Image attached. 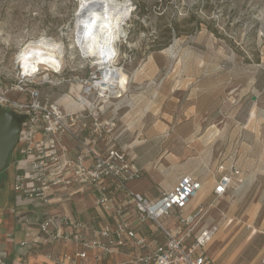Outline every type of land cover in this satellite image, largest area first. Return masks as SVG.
<instances>
[{"label": "built area", "instance_id": "1", "mask_svg": "<svg viewBox=\"0 0 264 264\" xmlns=\"http://www.w3.org/2000/svg\"><path fill=\"white\" fill-rule=\"evenodd\" d=\"M80 12L76 11L73 21L61 28L63 36H69L66 43L47 34L26 40L14 53L10 69L0 72V110L20 118L21 131L13 160L14 193L24 201H37L44 206L60 190H68L69 196L93 193L95 206L118 217L114 227L95 231L93 240H86L82 234L66 233L68 229L88 231L87 224L63 214L45 217L40 229L49 240H75L84 248L74 254H51L49 259L53 264H84L87 249L99 250L104 258L126 248L128 258L118 264H215L208 248L222 224L210 220V212L234 187L240 170L233 164L228 171L221 164L222 175L213 191V203L188 214L186 208L203 189L202 182L193 176H182L155 199L132 190L130 184L143 178L142 170L115 145L105 153L98 146L117 129L114 120L104 119L109 105L130 90L132 75L120 63L121 48L128 39V21L134 11L121 28L114 25L106 29L99 44L104 45V51L100 50L99 56L80 46L83 28ZM88 16L86 13L85 17ZM111 40L114 41L108 43ZM75 48L79 67L73 61ZM50 55L51 61L43 60ZM105 56L127 74L126 87L118 83L115 89H109L113 86L112 79L117 81L119 74L112 78L106 73L104 64L99 63V58ZM95 66L96 70L88 74ZM78 70L84 73L74 74ZM47 89L54 92L53 96ZM65 97L71 109L62 103ZM66 140L75 142L73 154ZM120 194L125 198L121 204L116 202ZM129 206L135 208L138 223L154 226L152 234L138 235L127 217ZM169 218L174 219V225L165 223ZM258 262L264 264V251Z\"/></svg>", "mask_w": 264, "mask_h": 264}, {"label": "crops", "instance_id": "2", "mask_svg": "<svg viewBox=\"0 0 264 264\" xmlns=\"http://www.w3.org/2000/svg\"><path fill=\"white\" fill-rule=\"evenodd\" d=\"M132 81L134 84L128 94L110 104L104 115L105 120L117 123V129L99 143V151L105 153L112 145L125 151L128 158L142 170L143 178L140 181L150 183L141 188L137 181L131 183L130 187L150 199L170 190L182 176L190 175L201 181L203 189L186 208L187 214L213 203V191L222 175L219 166L224 164L229 171L234 164L240 170V175L224 198L233 199L232 205L228 211H220L224 216L220 222L221 230H227L237 220L231 217L232 207L241 206L255 177L260 174L258 164L261 158L264 160V152L260 150L261 144L264 145V137L259 124L254 128L253 150L258 151V158L255 159L258 167L249 170L244 156L236 158L234 155L236 146L241 145L242 148L246 144L243 142L245 138L240 139L234 133V122L229 116L231 108L219 104V98L234 88L235 80L227 74L219 73L209 76L189 75L180 68L170 71L163 78L161 86L155 83L153 76L150 78L142 74H136ZM62 103L71 109L67 101ZM66 144L73 154L75 142L66 140ZM94 199L93 193L69 196L68 190H60L52 194L50 204L44 206L37 201L19 198L12 184L6 188V192L0 190V264H53L49 259L51 254L84 251L75 240H49L41 231L40 224L47 216L68 215L73 220L87 224L90 230L68 229L66 233L72 236L82 234L86 240H93L96 237L95 231L105 226L114 227L118 222V217L113 213L95 206ZM124 199L120 194L116 202L121 204ZM249 209L253 210L249 207L244 215L249 214ZM215 211H218V206L211 210L210 220L216 221ZM127 212L138 235L153 233L155 228L152 224L137 222L133 206H129ZM24 220H28V223H24ZM164 221L167 225L175 224L173 218ZM242 230L233 236H230V231L218 233L215 241L221 244L215 248L217 257H221L231 247ZM102 240L105 241V238ZM128 252L125 248L119 254L101 258L99 250L87 249V258L83 262L118 264L128 258ZM261 254L252 264H259Z\"/></svg>", "mask_w": 264, "mask_h": 264}, {"label": "rangeland", "instance_id": "3", "mask_svg": "<svg viewBox=\"0 0 264 264\" xmlns=\"http://www.w3.org/2000/svg\"><path fill=\"white\" fill-rule=\"evenodd\" d=\"M119 1L129 6L130 2L134 11L128 21V39L121 48L120 63L132 75L131 79L136 74L153 76L161 86L170 71L182 68L189 75L219 73L235 80L234 88L219 98V104L231 108L233 131L240 139L245 138L242 148L236 146L235 157L244 156L249 170L259 166L260 174L241 206L232 207L235 224L220 234L230 231L233 236L243 230L221 257L215 253L221 244L218 241L209 248V254L215 264H252L264 251V160L255 163L258 151H253L257 124L264 137V0ZM78 6V0H0V72L10 69L14 53L26 40L47 34L66 43L69 36H63L61 28L73 21ZM168 41L169 45L165 46ZM77 50L74 49L73 61L79 67ZM133 84L132 81L130 89ZM47 92L53 96L52 90ZM260 150L264 152V145L261 144ZM14 157L15 153L9 156L6 167L0 171L3 193L12 184ZM138 184L139 187L150 185L143 180ZM232 200L227 198L218 204L216 221H222L224 216L220 211H228ZM249 207L253 210L244 215ZM252 232L255 234L248 239Z\"/></svg>", "mask_w": 264, "mask_h": 264}, {"label": "bare ground", "instance_id": "4", "mask_svg": "<svg viewBox=\"0 0 264 264\" xmlns=\"http://www.w3.org/2000/svg\"><path fill=\"white\" fill-rule=\"evenodd\" d=\"M79 4L80 6H78L79 8L76 11H79V9L81 10L79 13L81 20L79 22L83 26L81 31L82 35H80L81 38H79L80 46L84 50L90 51L92 55L99 56L100 50L104 51V45L99 44L106 34V29L114 25L115 27L118 26L121 28L132 12V9L126 2H121L119 0H79ZM85 12L89 14L88 17H85ZM126 35L127 33L124 30L123 36L125 37ZM113 41H108V43ZM50 58L51 55L43 58V60L51 61L49 60ZM99 60V63L104 64L106 73L111 74L112 78L119 74L117 81L112 79L113 86L109 89H115L114 86L118 85V83L122 87H126L128 77L117 67L116 62H114V60H109L108 56H105L103 59L99 58ZM66 99L68 100V97H65L64 101H67Z\"/></svg>", "mask_w": 264, "mask_h": 264}, {"label": "water", "instance_id": "5", "mask_svg": "<svg viewBox=\"0 0 264 264\" xmlns=\"http://www.w3.org/2000/svg\"><path fill=\"white\" fill-rule=\"evenodd\" d=\"M20 131L13 114L0 110V171L6 167L9 156L18 144Z\"/></svg>", "mask_w": 264, "mask_h": 264}, {"label": "trees", "instance_id": "6", "mask_svg": "<svg viewBox=\"0 0 264 264\" xmlns=\"http://www.w3.org/2000/svg\"><path fill=\"white\" fill-rule=\"evenodd\" d=\"M169 45V41L166 43V45L165 46H168ZM162 47H160L159 49H161ZM14 118L18 121V123H20V118H18V117H16V116H14ZM14 153V151L11 153V155ZM10 155V156H11Z\"/></svg>", "mask_w": 264, "mask_h": 264}]
</instances>
